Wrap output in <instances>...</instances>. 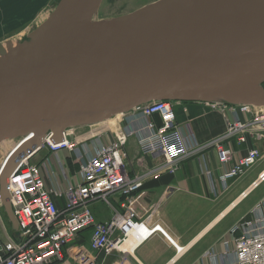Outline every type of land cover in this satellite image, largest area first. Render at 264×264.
<instances>
[{"label": "water", "instance_id": "water-1", "mask_svg": "<svg viewBox=\"0 0 264 264\" xmlns=\"http://www.w3.org/2000/svg\"><path fill=\"white\" fill-rule=\"evenodd\" d=\"M102 1L58 0L0 44V143L19 140L0 168L12 237L7 181L48 134L59 142L151 102L264 107V0H156L97 22Z\"/></svg>", "mask_w": 264, "mask_h": 264}, {"label": "built area", "instance_id": "built-area-1", "mask_svg": "<svg viewBox=\"0 0 264 264\" xmlns=\"http://www.w3.org/2000/svg\"><path fill=\"white\" fill-rule=\"evenodd\" d=\"M179 102H151L132 110L129 127L117 132L106 145L81 147L76 143L74 129H67L59 142L48 134L40 147L20 161L7 181L10 206L17 223V236H9L2 223L0 213V264H66L65 246L88 235V250L78 251V264H94L88 254L109 256L121 252L129 241L140 243L158 232L176 250L183 252L159 224L152 229L147 220L135 221L130 216L134 194L141 190L144 182L157 179L163 173L174 174L182 161L201 157L202 172L211 191L213 174L205 159L210 150L216 157L217 179L223 190L243 176L260 160L255 149L235 158L228 143L232 140L243 145L247 139H264V107L228 106L205 103L206 107L219 113L224 121V132L210 141L200 143L192 131L185 133L176 123L174 106ZM248 118H242L243 116ZM138 143L142 156L158 154L161 163L140 175L131 177L127 167L124 148L129 138ZM40 150L49 156L41 163L31 160ZM67 152L78 166V181L68 179L64 162L57 157ZM56 161V172L65 181L61 189L48 186L44 177V163ZM264 181V174L259 177ZM125 200L123 212H115L107 222H97L90 207L97 202L110 205L112 196ZM57 200L62 201L58 207ZM264 199L250 212V218L236 224L230 231V244L234 255L232 264H264ZM1 210V202H0ZM136 234V236H135ZM75 253V254H76ZM83 254V255H81ZM80 255V256H79ZM221 264H226L222 261Z\"/></svg>", "mask_w": 264, "mask_h": 264}, {"label": "crops", "instance_id": "crops-1", "mask_svg": "<svg viewBox=\"0 0 264 264\" xmlns=\"http://www.w3.org/2000/svg\"><path fill=\"white\" fill-rule=\"evenodd\" d=\"M176 123L185 133L192 131L200 143L210 141L221 135L225 129L222 116L202 103H182L175 108ZM116 124L111 120L77 130L75 141L81 147H92L98 144H109L117 132L129 127L131 114L120 116ZM242 118H248L243 116ZM114 121V120H113ZM109 122V123H108ZM105 123V124H104ZM253 139V138H252ZM247 139V143L237 145L232 140L229 145L235 158L243 156L246 149L256 148L262 153V159L243 176L233 181L227 190L217 179L219 170L216 168V157L210 150L205 152V159L213 174L211 191L207 179L202 172L201 157L189 158L180 163L174 174L163 173L157 179H147L140 191L134 194L130 207V216L135 221L147 220L149 228L159 224L167 235L184 251H177L157 232L144 242L132 240L129 249L113 252L109 256L103 254H88L94 264H226L234 263V255L230 244L229 230L249 214L263 198L264 192L255 199L250 197L264 184L258 177L264 173V140ZM127 167L131 177L140 175L158 166L162 161L158 154L142 156L137 141L131 137L124 148ZM39 154H41L39 157ZM45 150H40L31 160L41 163L47 157ZM64 162L66 175L73 181H78V166L65 151L57 156ZM36 158V159H35ZM51 159V157H49ZM52 160V159H51ZM56 161L44 163V177L50 188L59 189L66 185L56 172ZM110 205L102 202L94 203L90 209L97 222H107L115 212H123L124 198L112 196ZM62 201L57 200L58 207ZM245 210L235 218L229 217L241 205ZM264 213V208H263ZM3 226L10 236L8 226L2 217ZM88 235L64 247L66 264H78V253L88 250ZM76 253V254H75ZM81 254V255H83ZM80 256V255H79Z\"/></svg>", "mask_w": 264, "mask_h": 264}, {"label": "rangeland", "instance_id": "rangeland-1", "mask_svg": "<svg viewBox=\"0 0 264 264\" xmlns=\"http://www.w3.org/2000/svg\"><path fill=\"white\" fill-rule=\"evenodd\" d=\"M57 1L58 0H0V44H4L7 41H13V43H15L19 40H23L26 34L31 32L40 22L47 18ZM153 1L155 0H103L93 20L97 22H112L115 18L129 14ZM179 105L174 106L175 115V108ZM118 119L120 118L115 119L109 124H116ZM102 125V123L99 124V126ZM18 143L19 140H10L0 143V164H3L2 161L5 156L11 152ZM40 155L41 154L36 157ZM263 192L264 184L250 197V199H255ZM244 210L245 205L243 204L230 215L229 220L235 218ZM0 213L3 212L1 211Z\"/></svg>", "mask_w": 264, "mask_h": 264}, {"label": "bare ground", "instance_id": "bare-ground-1", "mask_svg": "<svg viewBox=\"0 0 264 264\" xmlns=\"http://www.w3.org/2000/svg\"><path fill=\"white\" fill-rule=\"evenodd\" d=\"M119 116H120V115H119ZM119 116L114 117L113 120L119 118ZM113 120H111V122H112ZM109 121H110V120H109ZM108 123H109V122H108ZM2 144H3V143H2ZM12 148H13V147H12ZM12 148H11V149H12ZM6 149H7V148H6ZM3 151H4V150H3ZM10 151H11V150H10ZM9 153H10V152H9ZM9 153H8V154H9ZM8 154H7V155H8ZM7 155L5 156V158L3 159V161L6 159ZM2 157H3V156H2ZM3 161H2V162H3ZM1 164H2V163H1ZM1 164H0V165H1ZM135 236H136V234H135ZM131 245H132V242H130V240H129V241H128V242L122 247V249H129Z\"/></svg>", "mask_w": 264, "mask_h": 264}, {"label": "trees", "instance_id": "trees-1", "mask_svg": "<svg viewBox=\"0 0 264 264\" xmlns=\"http://www.w3.org/2000/svg\"><path fill=\"white\" fill-rule=\"evenodd\" d=\"M262 86L264 87V84Z\"/></svg>", "mask_w": 264, "mask_h": 264}]
</instances>
